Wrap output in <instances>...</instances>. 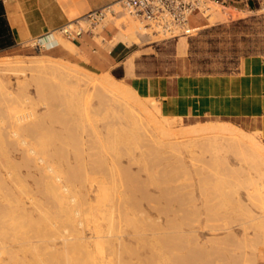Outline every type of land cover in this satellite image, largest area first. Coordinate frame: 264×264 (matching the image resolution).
Masks as SVG:
<instances>
[{"label":"rangeland","instance_id":"rangeland-1","mask_svg":"<svg viewBox=\"0 0 264 264\" xmlns=\"http://www.w3.org/2000/svg\"><path fill=\"white\" fill-rule=\"evenodd\" d=\"M256 7L210 5L207 26L175 38L108 16L115 40L139 50L106 71L58 33L61 49L0 54L45 63L0 72V264H264V138L217 118L165 117L129 83L236 71L264 54ZM108 75L121 91L105 90Z\"/></svg>","mask_w":264,"mask_h":264},{"label":"crops","instance_id":"crops-1","mask_svg":"<svg viewBox=\"0 0 264 264\" xmlns=\"http://www.w3.org/2000/svg\"><path fill=\"white\" fill-rule=\"evenodd\" d=\"M118 0H0V54L22 49L31 39L54 31L85 13ZM225 7L249 12L264 0H223ZM193 29L207 26L202 13L189 17ZM119 29L111 22L98 33H83L69 40L87 64L106 71L139 50L138 43L115 38ZM61 49L56 35L42 41ZM142 49V48H141ZM130 85L145 98L157 102L165 117L217 118L256 130L264 138V54L243 57L236 71L197 74L179 70L172 75L133 77Z\"/></svg>","mask_w":264,"mask_h":264},{"label":"built area","instance_id":"built-area-1","mask_svg":"<svg viewBox=\"0 0 264 264\" xmlns=\"http://www.w3.org/2000/svg\"><path fill=\"white\" fill-rule=\"evenodd\" d=\"M119 11L114 3L91 10L79 18L66 22L54 31L31 39L26 44L34 48H45L40 39L51 33H58L68 40H75L83 33H93L99 26H104L108 16L124 12L143 22L154 33L167 38L189 35L193 28L189 26V17L196 12L203 13L210 5H223V0H118Z\"/></svg>","mask_w":264,"mask_h":264},{"label":"bare ground","instance_id":"bare-ground-1","mask_svg":"<svg viewBox=\"0 0 264 264\" xmlns=\"http://www.w3.org/2000/svg\"><path fill=\"white\" fill-rule=\"evenodd\" d=\"M113 6H115L116 8H117V6H118V3L117 2H115L114 4H113ZM225 13V12H224ZM210 16H209V18H211V16H213V13L212 14H209ZM116 18V17H115ZM124 19V18H123ZM126 19V18H125ZM117 20V19H116ZM119 21V20H118ZM122 22V21H121ZM132 22V21H131ZM135 22V21H134ZM120 24H123V23H120ZM119 24V25H120ZM138 25V24H137ZM123 26H127V31H128V33L129 32H133V28H134V26H136V25H134V23L132 24V23H130V24H127V25H123ZM125 27L123 28V29H125ZM138 28L139 29H141L142 30V33H144L145 31H144V29L145 28H143L142 26H138ZM122 29V30H123ZM119 30H120V28H119ZM140 30V31H141ZM135 31H136V29H135ZM139 32V31H138ZM137 32V33H138ZM137 33L135 34V35H137ZM56 33H51V34H49V35H46V36H44V37H42L41 39H40V43L45 47V49H52V48H54L55 46H57V44L56 45H53V46H50V47H47V46H45L43 43H42V41L43 40H45V39H47V38H52L53 37V35H55ZM141 34V33H140ZM121 35H126L125 33H122ZM133 35V34H132ZM120 38H122L121 36H120ZM61 39H62V37H61ZM123 39V38H122ZM126 41V40H125ZM58 42H59V44L62 46V44H61V42H63L62 40H61V42L59 41V37H58ZM126 43H129V41H126ZM63 44H65V42L63 43ZM14 63H16V62H14ZM18 66H19V68H18ZM32 67V66H35V67H37L38 69H42V68H44L45 67V63L43 62V61H31V62H28V63H26V64H22V65H20L19 63H16V64H13V63H11V62H6V61H0V72H3V71H8V72H14L16 69H20V67L21 68H24V69H28L29 67ZM17 67V68H16ZM16 68V69H15ZM104 82H103V84H105V90L106 91H121V88L119 87V86H117V85H114L115 84V80L111 77V76H109L108 75V77L107 78H105L104 80H103ZM228 124V123H227ZM216 125V124H215ZM221 125V124H220ZM220 125H219V127H220ZM195 126V125H194ZM222 126L223 127H225L226 129H228L230 132H232L233 133V131L235 130V132L237 131V128L235 129V127L233 126V125H231V124H228V125H226L225 124V126L222 124ZM193 127V126H192ZM198 127V126H197ZM218 127V126H217ZM201 128V127H200ZM215 129H217L216 127H215ZM200 130V129H199ZM233 130V131H232ZM239 130V129H238ZM229 132V133H230ZM241 132V131H240ZM254 134V133H253ZM250 138V137H249ZM260 149H262V151H264V147H259ZM259 149V150H260ZM261 189V188H260ZM59 196V195H58ZM58 198V197H57ZM261 210V209H260ZM95 231V230H94ZM122 241V240H121ZM110 249V248H109ZM129 254V253H128ZM111 262V261H110Z\"/></svg>","mask_w":264,"mask_h":264}]
</instances>
